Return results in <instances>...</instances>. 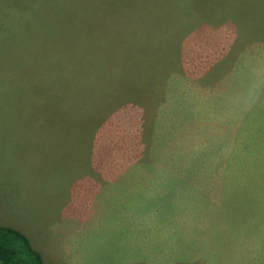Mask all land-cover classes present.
<instances>
[{"label":"rangeland","instance_id":"rangeland-1","mask_svg":"<svg viewBox=\"0 0 264 264\" xmlns=\"http://www.w3.org/2000/svg\"><path fill=\"white\" fill-rule=\"evenodd\" d=\"M36 10L0 27V226L42 264H264V0Z\"/></svg>","mask_w":264,"mask_h":264},{"label":"trees","instance_id":"trees-1","mask_svg":"<svg viewBox=\"0 0 264 264\" xmlns=\"http://www.w3.org/2000/svg\"><path fill=\"white\" fill-rule=\"evenodd\" d=\"M37 5L43 10V0H0V27L12 21L18 22L22 17L30 18L33 22L44 20L39 18L44 16L36 10ZM70 12L59 16L72 15ZM0 264H42V262L38 253L30 248L27 239L20 232L0 226Z\"/></svg>","mask_w":264,"mask_h":264},{"label":"crops","instance_id":"crops-1","mask_svg":"<svg viewBox=\"0 0 264 264\" xmlns=\"http://www.w3.org/2000/svg\"><path fill=\"white\" fill-rule=\"evenodd\" d=\"M3 133H6V132H3Z\"/></svg>","mask_w":264,"mask_h":264}]
</instances>
